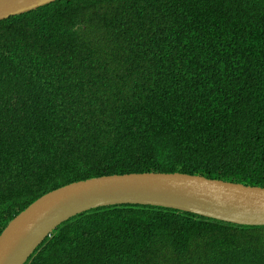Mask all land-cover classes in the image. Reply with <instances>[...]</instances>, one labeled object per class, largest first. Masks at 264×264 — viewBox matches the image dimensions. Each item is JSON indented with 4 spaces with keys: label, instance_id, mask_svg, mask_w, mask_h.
<instances>
[{
    "label": "trees",
    "instance_id": "obj_1",
    "mask_svg": "<svg viewBox=\"0 0 264 264\" xmlns=\"http://www.w3.org/2000/svg\"><path fill=\"white\" fill-rule=\"evenodd\" d=\"M185 4L200 14L182 37ZM117 171L264 187V0H54L0 20V232L45 192ZM150 210H83L24 264H106L124 242L140 264H264V225Z\"/></svg>",
    "mask_w": 264,
    "mask_h": 264
},
{
    "label": "water",
    "instance_id": "obj_2",
    "mask_svg": "<svg viewBox=\"0 0 264 264\" xmlns=\"http://www.w3.org/2000/svg\"><path fill=\"white\" fill-rule=\"evenodd\" d=\"M52 1L0 0V19ZM113 203L168 205L227 222L264 225L262 186L183 172L112 174L71 182L32 202L0 234V264H23L61 220Z\"/></svg>",
    "mask_w": 264,
    "mask_h": 264
},
{
    "label": "clouds",
    "instance_id": "obj_3",
    "mask_svg": "<svg viewBox=\"0 0 264 264\" xmlns=\"http://www.w3.org/2000/svg\"><path fill=\"white\" fill-rule=\"evenodd\" d=\"M198 9L199 8H197V7H194V6H192V5H186L185 4V7H181V10H182V12L183 13H186V14H188V15H190L191 17H192V21H191V23L190 24H188V26L185 28V32L181 35L182 37H184L185 36V33L186 32H188L191 28H193V27H195V25L196 24H194V22H193V18L195 17V16H199V14H200V11H198ZM243 17H244V14H243ZM243 17L241 16V18H240V23H242L243 22ZM7 18V17H6ZM4 19V18H3ZM0 20H2V19H0ZM245 37H246V34H243L242 36H241V40L242 41H244L245 40ZM234 100V99H233ZM139 172H163V171H139ZM174 172H180V171H174ZM124 173H132V171H129V172H113V173H110V174H103V175H99V176H91V177H86V178H82V179H78V180H74V181H84V180H88V179H92V178H96V177H101V176H106V175H112V174H124ZM183 173H186V172H183ZM189 174H192V173H189ZM197 175H202V174H197ZM203 176H205V175H203ZM205 177H207V176H205ZM208 178H210V177H208ZM74 181H70V182H68V183H65V184H63V185H60V186H58V187H61V186H64V185H66V184H69V183H71V182H74ZM58 187H56V188H58ZM56 188H54V189H56ZM54 189H51V190H54ZM51 190H49V191H51ZM49 191H47V192H49ZM47 192H45L44 194H46ZM44 194H42V195H44ZM159 197H155V199H158ZM36 200V199H35ZM34 200V201H35ZM34 201H32V202H34ZM31 202V203H32ZM30 203V204H31ZM29 204V205H30ZM117 204H135V205H138V204H140V205H147V206H149V207H151V212H150V214H152L153 215V211H155V213L157 214H164V213H169L171 210H174V211H176V212H188V211H184V210H179V209H177V208H175V207H172V206H168V205H157V204H154V203H117ZM29 205H27L25 208H27ZM105 205H110V204H103V205H98V206H94V207H91V208H89V209H86V210H90V209H93V208H96V207H100V206H105ZM24 208V209H25ZM154 208V209H153ZM23 209V210H24ZM23 210H21V211H23ZM20 211V212H21ZM19 212V213H20ZM80 212H82V211H80ZM80 212H78V213H80ZM18 213V214H19ZM78 213H76V214H78ZM17 214V215H18ZM76 214H74V215H76ZM74 215H71V216H74ZM70 216V217H71ZM70 217H68V218H70ZM204 217H207V218H212V217H208V216H204ZM67 218V219H68ZM13 219V218H12ZM11 219V220H12ZM215 219V218H214ZM10 220V221H11ZM66 220V219H65ZM9 221V222H10ZM223 221V220H222ZM8 222V223H9ZM225 222H227V221H225ZM60 224V223H59ZM8 225V224H7ZM6 225V226H7ZM58 225V224H57ZM56 225V226H57ZM242 225V224H241ZM5 226V227H6ZM55 226V227H56ZM4 227V228H5ZM54 227V228H55ZM4 228L2 229V231L4 230ZM53 228V229H54ZM52 229V230H53ZM143 229L145 230V229H148V232H150V229H153V224L152 225H144V227H143ZM51 230V231H52ZM158 230H159V232H161V234H165V236L167 237V238H173V236L175 235V232H174V229L173 230H164V231H160V227L158 228ZM2 231L0 232V234L2 233ZM51 231L48 233V234H50L51 233ZM153 232V231H152ZM47 234V235H48ZM46 235V236H47ZM45 236V237H46ZM44 237V238H45ZM43 238V239H44ZM43 239H42V241H43ZM129 241H131V242H134V243H136V244H138V245H140V246H142V247H144L145 248V250L147 251V252H153V249H154V247L153 246H151L149 243H146V242H144L143 240H141V239H137V238H135V239H128ZM41 241V242H42ZM40 242V243H41ZM39 243V244H40ZM38 244V245H39ZM37 245V246H38ZM37 246H36V248H37ZM128 246H129V242H124V243H121L119 246L118 245H116V246H114L113 248H111L110 250H108L107 252H106V250H105V263L107 264L108 262L109 263H111V264H140V262L143 260L142 258H141V256L144 258L145 257V255H144V253L142 252V253H140L139 255H137L135 258H133L132 260L129 258V256L127 255V252H128ZM36 248L32 251V253L36 250ZM31 253V254H32ZM30 254V255H31ZM180 255L181 257L183 256V254H184V250L179 246H176L175 247V250H174V254H173V258H172V260L174 261V259L177 257V255ZM29 255V256H30ZM28 256V257H29ZM28 257H27V259H28ZM27 259H26V261H27ZM25 261V262H26ZM172 261V262H173ZM24 262V263H25ZM23 263V264H24Z\"/></svg>",
    "mask_w": 264,
    "mask_h": 264
},
{
    "label": "bare ground",
    "instance_id": "obj_4",
    "mask_svg": "<svg viewBox=\"0 0 264 264\" xmlns=\"http://www.w3.org/2000/svg\"><path fill=\"white\" fill-rule=\"evenodd\" d=\"M41 196H42V195H41ZM41 196H40V197H41ZM40 197H38V198H40ZM38 198H37V199H38ZM37 199H36V200H37ZM113 204H117V203H113ZM63 221H64V219H63V220H61V221H60V223H61V222H63Z\"/></svg>",
    "mask_w": 264,
    "mask_h": 264
},
{
    "label": "rangeland",
    "instance_id": "obj_5",
    "mask_svg": "<svg viewBox=\"0 0 264 264\" xmlns=\"http://www.w3.org/2000/svg\"><path fill=\"white\" fill-rule=\"evenodd\" d=\"M237 9V8H236ZM118 172V171H117Z\"/></svg>",
    "mask_w": 264,
    "mask_h": 264
}]
</instances>
